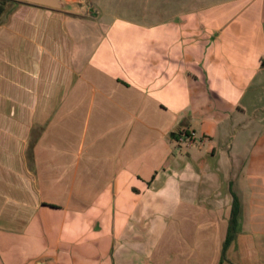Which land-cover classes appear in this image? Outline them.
Wrapping results in <instances>:
<instances>
[{
	"label": "crops",
	"instance_id": "0c3cea01",
	"mask_svg": "<svg viewBox=\"0 0 264 264\" xmlns=\"http://www.w3.org/2000/svg\"><path fill=\"white\" fill-rule=\"evenodd\" d=\"M69 4L0 0V264H264V0Z\"/></svg>",
	"mask_w": 264,
	"mask_h": 264
},
{
	"label": "trees",
	"instance_id": "16d2710c",
	"mask_svg": "<svg viewBox=\"0 0 264 264\" xmlns=\"http://www.w3.org/2000/svg\"><path fill=\"white\" fill-rule=\"evenodd\" d=\"M2 8L0 7V13ZM262 64L264 65V59L262 60ZM239 218H240V202L235 193H232V204H231V212L229 218V226L226 234L225 241L223 243V250L228 245V243L233 239L238 225H239Z\"/></svg>",
	"mask_w": 264,
	"mask_h": 264
},
{
	"label": "water",
	"instance_id": "95a60500",
	"mask_svg": "<svg viewBox=\"0 0 264 264\" xmlns=\"http://www.w3.org/2000/svg\"><path fill=\"white\" fill-rule=\"evenodd\" d=\"M26 2L36 3L56 9H68L70 8V0H22Z\"/></svg>",
	"mask_w": 264,
	"mask_h": 264
},
{
	"label": "built area",
	"instance_id": "2783aa9c",
	"mask_svg": "<svg viewBox=\"0 0 264 264\" xmlns=\"http://www.w3.org/2000/svg\"><path fill=\"white\" fill-rule=\"evenodd\" d=\"M193 133H186L180 136L179 140L191 141Z\"/></svg>",
	"mask_w": 264,
	"mask_h": 264
},
{
	"label": "rangeland",
	"instance_id": "374dc122",
	"mask_svg": "<svg viewBox=\"0 0 264 264\" xmlns=\"http://www.w3.org/2000/svg\"><path fill=\"white\" fill-rule=\"evenodd\" d=\"M249 115V114H248ZM243 120H244V118H243ZM248 120H251V118H249ZM235 149H233V151H234Z\"/></svg>",
	"mask_w": 264,
	"mask_h": 264
}]
</instances>
